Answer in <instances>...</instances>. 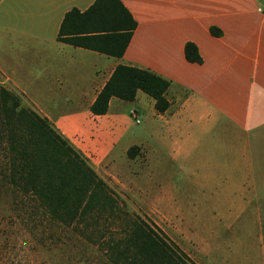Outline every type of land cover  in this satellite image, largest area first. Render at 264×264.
<instances>
[{"label":"crops","instance_id":"0c3cea01","mask_svg":"<svg viewBox=\"0 0 264 264\" xmlns=\"http://www.w3.org/2000/svg\"><path fill=\"white\" fill-rule=\"evenodd\" d=\"M94 1L0 0L2 82L23 92L97 171L110 172L119 154L127 155L133 145L148 147L151 138H173L174 156L181 142L233 138L235 151L219 154L227 159L218 167L224 190H233L227 196L237 207L261 206L264 0H121L137 21L122 57L58 40L66 13L74 7L84 11ZM212 26L223 34L212 35ZM189 41L203 63L187 61ZM119 64L168 79L169 108L158 112L155 100L138 90L135 101L112 97L106 114L93 115L91 105ZM132 108L151 113L149 134L135 136L124 128Z\"/></svg>","mask_w":264,"mask_h":264},{"label":"trees","instance_id":"16d2710c","mask_svg":"<svg viewBox=\"0 0 264 264\" xmlns=\"http://www.w3.org/2000/svg\"><path fill=\"white\" fill-rule=\"evenodd\" d=\"M136 28V19L121 0H95L84 11L74 7L66 13L58 40L122 57ZM210 32L223 34L215 26ZM185 57L203 63L192 41L185 44ZM170 84L151 70L119 64L91 113L106 114L112 97L133 102L138 90L152 97L156 110L163 113L171 104ZM139 150L133 145L127 155L134 158ZM119 199L89 158L23 92L0 83V237L5 236L1 254L7 252L15 228L39 240V234L46 233L45 224L52 226V237L59 236L62 224L80 226L88 240L99 243L110 264H194L158 225L138 214H125V203Z\"/></svg>","mask_w":264,"mask_h":264},{"label":"rangeland","instance_id":"374dc122","mask_svg":"<svg viewBox=\"0 0 264 264\" xmlns=\"http://www.w3.org/2000/svg\"><path fill=\"white\" fill-rule=\"evenodd\" d=\"M0 83L9 87L7 82ZM151 118L148 110L139 111L137 123L127 113L123 126L135 136L149 134ZM196 134L201 136L200 128ZM135 139L139 138L126 142ZM172 139L149 138L148 147L140 146L134 158L115 152L120 156L110 172L109 167L108 171L98 169L125 203L123 212L158 225L194 264H264V202L259 207L235 206L227 196L233 190H224L218 168L227 161L219 159V154L235 151L233 138L181 142L177 156ZM45 226L39 240L15 228L7 252L0 253V264H110L99 243L88 240L80 226L61 224L57 237H52L50 224Z\"/></svg>","mask_w":264,"mask_h":264},{"label":"built area","instance_id":"2783aa9c","mask_svg":"<svg viewBox=\"0 0 264 264\" xmlns=\"http://www.w3.org/2000/svg\"><path fill=\"white\" fill-rule=\"evenodd\" d=\"M261 10L264 12V8H261ZM132 117L135 119V121L137 123H139V119H138V114H139V111L136 109V108H132L131 111H130Z\"/></svg>","mask_w":264,"mask_h":264}]
</instances>
